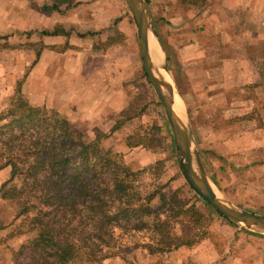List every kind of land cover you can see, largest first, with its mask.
Here are the masks:
<instances>
[{
  "label": "rangeland",
  "instance_id": "374dc122",
  "mask_svg": "<svg viewBox=\"0 0 264 264\" xmlns=\"http://www.w3.org/2000/svg\"><path fill=\"white\" fill-rule=\"evenodd\" d=\"M216 4L217 6L213 7ZM194 5L210 7L207 10L212 11L215 16H220L223 12L221 5L215 0H204L202 4L195 2ZM11 7L17 13L23 5L16 0ZM35 7L34 1L28 0L25 6L26 13L23 15L15 13L16 17L11 20L0 19L2 27L0 29V111L7 107L18 87L21 97L27 102L56 109L52 106L54 102L49 98V100H43L48 92V89L45 90L47 85L41 81L35 82L36 74H43V69L38 72L34 62L40 46L36 41L37 35L32 32L33 30L24 29L31 25L34 27ZM124 11V18L128 19L130 31L122 32L121 35L117 32L116 35L119 38L113 34L111 40L93 44L94 49L97 50L104 44H112L116 37V41L123 44V47L116 54L113 53L117 57L123 56V67H129L137 62V72L133 71L130 74L129 82H123V88L128 89L126 96L130 97V104L118 118L121 125L117 122L116 126H120V129L115 132L110 142L105 140V143L104 139L112 132L108 134L96 130L81 131L86 141H92L99 135L101 148L117 152L126 165L136 172L138 190L141 195L139 201L143 203L149 201L151 207L157 210L153 216H160L165 224V234L160 236L163 237L166 249L169 250L156 252L152 248L150 251L148 244L154 247L156 241L154 239L158 235L156 236V233L150 229L127 230V225L123 223L113 228L111 238H108L109 243L102 244L92 254L83 250L79 251L76 259L67 264H264V233L227 222L188 185L181 171L163 107L154 89L143 75L135 31L136 24L125 1ZM72 33V40L83 41L82 46L70 44L69 51L75 54L80 52L78 50L81 47L88 46L89 41L84 37L85 35L77 37L76 31ZM260 45L264 55V42ZM165 54L170 59L174 72H180L178 93L182 106H187L188 111L191 112L199 104L194 101L198 99L201 91L193 90L194 85L192 88L189 85L187 89L185 77L182 76L184 72L181 67L185 66L184 61L188 57L180 58L178 51L175 52L173 48ZM87 57L85 56L84 59L86 60ZM132 57L135 60L132 59L130 64ZM107 62L109 59L102 65L100 73V79L106 82L109 81ZM110 62L113 63V60ZM77 65L78 63L74 61L70 67L72 74ZM260 73L264 75V61L260 64ZM170 74L175 83V74L171 71ZM84 79L83 83L87 86L88 92L89 77L84 76ZM263 90L264 83L258 86L252 85L251 94H248L251 100H248L250 97L242 98L244 109L249 111L247 114L242 112L234 116H225L220 112L223 107L219 108L221 104L224 105V101L217 100L215 103L219 107L211 109L214 108L213 102L210 115H194V113L187 115L203 166L208 176L217 180V183L215 180L212 181L214 188L235 206L249 208L248 210L252 209L255 210L252 212L260 214H264ZM257 92L259 94H255ZM148 98L150 99L148 103L152 106L145 114L144 120L140 123L136 119L132 120L136 114L143 111ZM202 104L206 106L205 108L209 105ZM259 111H261L260 114H258ZM183 116L186 118L184 114ZM239 122H241L240 126H238ZM258 163L262 164L254 166ZM9 173L8 167L0 171V235L5 237L8 233L12 235V238L20 241L12 246L15 248L13 252H16L22 243L35 235L37 229L31 231V225L26 216L15 217L17 206L9 200L8 196L12 188L17 186L18 180L8 182ZM228 179L233 182L230 183ZM222 188L224 191H221ZM149 197L150 199L147 200ZM147 223L151 221L148 220ZM27 229L30 230L27 231ZM20 230L25 232L19 233ZM110 253L115 255L108 256ZM29 256L28 251L24 250L16 261L19 264H32Z\"/></svg>",
  "mask_w": 264,
  "mask_h": 264
},
{
  "label": "crops",
  "instance_id": "0c3cea01",
  "mask_svg": "<svg viewBox=\"0 0 264 264\" xmlns=\"http://www.w3.org/2000/svg\"><path fill=\"white\" fill-rule=\"evenodd\" d=\"M18 1L23 7L16 13L11 7L16 0H0V19L11 20L16 17L15 13H26L28 0ZM29 1L36 4L33 10L34 27L31 25L24 29L33 30L40 45L34 62L38 72L43 69V74L37 73L35 82L41 81L47 85V96L43 100L53 101L55 110L83 132H112L104 139L105 143L110 142L115 132L120 129V126H116L117 122L121 125L118 118L130 104V97L126 96L128 89L123 88V82H129L130 74L137 72V62L131 64V60H135L132 57L131 65L123 67V56L115 55L123 44L117 42L116 37L112 44H104L97 50L94 49V44L104 43L113 34L117 36V32L121 35L122 32L130 31L128 19L124 18V0ZM145 1L161 48L165 53L173 48L175 52L178 51L180 58L188 57L185 61L183 59L185 66L182 65L184 67L181 68L184 75H181L185 77L187 89L189 85L191 88L194 85L193 90L201 91L198 99L194 101L199 104L193 111L190 112L187 106L184 107L186 114L210 115L213 102L214 108L211 109L219 107L215 103L217 100L224 101V105L221 104L219 108L223 107L220 112L225 116L249 113L242 105V98L250 97V101V87L264 83V75L260 73V64L264 61L260 45L264 42V0H215L223 10L220 16L207 10L210 8L208 6L198 7L181 0ZM216 6L217 4L213 7ZM56 29L59 30L58 34L45 33ZM73 31H76L77 37L85 35L89 41L88 46L79 47L80 52L75 54L69 51L70 44L82 46L83 41L72 40ZM111 52L115 54L112 55ZM84 54L88 56L86 60ZM165 55L169 72L175 74L173 75L178 91L180 72H174L170 59ZM108 59L109 81L106 82L100 79V73L102 65ZM74 61L78 65L72 74L70 67ZM84 76L89 77L88 92L83 83ZM149 100L148 98L143 111L132 120L136 119L139 123L144 120L152 106L148 103ZM202 103L210 106L207 109ZM260 113L261 111L258 114ZM240 124L241 122L238 126ZM196 146L198 147L197 143ZM211 179L214 181L216 178ZM2 236L0 235V264H16L13 252L15 248L12 246L20 241Z\"/></svg>",
  "mask_w": 264,
  "mask_h": 264
},
{
  "label": "trees",
  "instance_id": "16d2710c",
  "mask_svg": "<svg viewBox=\"0 0 264 264\" xmlns=\"http://www.w3.org/2000/svg\"><path fill=\"white\" fill-rule=\"evenodd\" d=\"M7 167L8 182L18 180L8 196L17 206L15 217L26 216L31 231L37 229L19 246L15 261L26 250L32 264H67L79 251L92 254L109 243L123 223L127 230L150 229L158 235L154 247L148 244L150 251L169 250L161 237L165 224L153 216L157 210L139 201L136 172L117 152L103 150L99 135L86 141L57 110L22 98L19 87L0 111V171Z\"/></svg>",
  "mask_w": 264,
  "mask_h": 264
},
{
  "label": "water",
  "instance_id": "95a60500",
  "mask_svg": "<svg viewBox=\"0 0 264 264\" xmlns=\"http://www.w3.org/2000/svg\"><path fill=\"white\" fill-rule=\"evenodd\" d=\"M124 1L136 24L137 40L143 71L146 74L147 81L154 89L155 94L163 107L173 136L181 171L186 178L188 185L204 201L210 204L227 222L234 225L244 226L256 232L264 233V214L255 213L237 207L223 197L219 191L214 190L213 182L208 176L201 161L190 124L187 121L186 110L182 106L174 80L166 65V55L161 48L156 31H154L146 1ZM150 35L154 37L156 44L161 51V56L157 59H154L149 51L148 40ZM154 69L161 70L164 74L163 78L154 75ZM175 98L179 100V108L186 118L180 116L178 111L174 109Z\"/></svg>",
  "mask_w": 264,
  "mask_h": 264
},
{
  "label": "bare ground",
  "instance_id": "6f19581e",
  "mask_svg": "<svg viewBox=\"0 0 264 264\" xmlns=\"http://www.w3.org/2000/svg\"><path fill=\"white\" fill-rule=\"evenodd\" d=\"M152 37L153 36L150 35L149 40H148L149 51H150L151 56L154 59H157L161 56V51H160L158 45L156 44L154 37L153 38ZM153 73H154V75H156L160 78H163V76H164L163 72L161 70H158V69H154ZM179 105H180L179 100L177 98H175L174 109H176L178 111L180 116H183L182 111L179 108ZM214 190H216V189H214Z\"/></svg>",
  "mask_w": 264,
  "mask_h": 264
}]
</instances>
